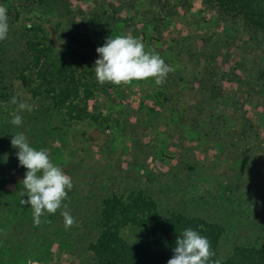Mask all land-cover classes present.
Returning a JSON list of instances; mask_svg holds the SVG:
<instances>
[{
	"label": "rangeland",
	"instance_id": "1",
	"mask_svg": "<svg viewBox=\"0 0 264 264\" xmlns=\"http://www.w3.org/2000/svg\"><path fill=\"white\" fill-rule=\"evenodd\" d=\"M232 3L0 0L9 18L0 41V264H168L187 228L208 238L220 264H264V29ZM117 35L140 39L174 71L162 85H101L96 49ZM31 41L49 45L56 81L35 70ZM54 85L90 96L82 118L53 107ZM18 133L73 181L67 208L39 226L20 203L28 197L11 144Z\"/></svg>",
	"mask_w": 264,
	"mask_h": 264
},
{
	"label": "clouds",
	"instance_id": "2",
	"mask_svg": "<svg viewBox=\"0 0 264 264\" xmlns=\"http://www.w3.org/2000/svg\"><path fill=\"white\" fill-rule=\"evenodd\" d=\"M7 11L5 6L0 5V41L5 40L9 33ZM96 51L100 58L95 61L94 70L101 85L106 82L130 85L133 81L149 78H155V83L162 85L168 74L174 71L158 53L146 51L144 43L131 35L109 37L105 45L98 47ZM11 103L17 104V98L13 97ZM18 108L21 111L32 110L25 102H20ZM10 122L22 125V117L15 115ZM11 144L19 149L16 153L19 163L27 169L22 180L24 191L21 196L27 194L28 199L22 198L20 203L31 206L34 224L39 226L45 213L55 214L62 206L67 208V204L63 202L73 188V181L50 159L46 149L37 150L30 146L23 133L14 134ZM61 215L66 229L74 226L75 218L68 211H61ZM215 255L208 238L187 228L176 240L174 256L169 259L168 264H220V260L211 259Z\"/></svg>",
	"mask_w": 264,
	"mask_h": 264
},
{
	"label": "trees",
	"instance_id": "3",
	"mask_svg": "<svg viewBox=\"0 0 264 264\" xmlns=\"http://www.w3.org/2000/svg\"><path fill=\"white\" fill-rule=\"evenodd\" d=\"M233 2L234 6L231 9L242 12L252 26L264 29V0H233ZM49 50V45L43 41H31L29 43L31 62L34 64L35 70L39 72L40 78L56 81L58 79L57 76L54 75L51 67L47 65L49 63L46 58ZM54 87L51 92L53 107L64 110L70 118H82L86 113V108L82 106V103L83 101L86 103L90 96L86 93L84 96H80L79 91L74 88L59 93L56 91L55 85ZM210 235L213 237V241L217 243L219 235L216 230H212ZM221 264H231V262L223 260Z\"/></svg>",
	"mask_w": 264,
	"mask_h": 264
}]
</instances>
